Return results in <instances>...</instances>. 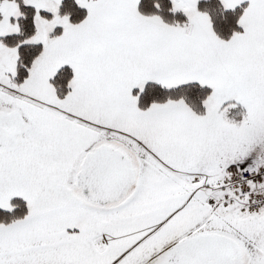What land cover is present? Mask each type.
<instances>
[{
	"label": "snow or ice",
	"instance_id": "obj_1",
	"mask_svg": "<svg viewBox=\"0 0 264 264\" xmlns=\"http://www.w3.org/2000/svg\"><path fill=\"white\" fill-rule=\"evenodd\" d=\"M0 264H264V0H0Z\"/></svg>",
	"mask_w": 264,
	"mask_h": 264
}]
</instances>
